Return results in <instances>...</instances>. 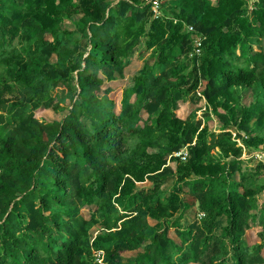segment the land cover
Here are the masks:
<instances>
[{
    "label": "trees",
    "instance_id": "trees-1",
    "mask_svg": "<svg viewBox=\"0 0 264 264\" xmlns=\"http://www.w3.org/2000/svg\"><path fill=\"white\" fill-rule=\"evenodd\" d=\"M136 59L114 102L107 84ZM188 96L218 133L177 117ZM40 106L67 115L43 122ZM237 141L264 153V0H167L158 16L151 0H0V264H95L94 251L106 264H264V204L235 181Z\"/></svg>",
    "mask_w": 264,
    "mask_h": 264
},
{
    "label": "rangeland",
    "instance_id": "rangeland-1",
    "mask_svg": "<svg viewBox=\"0 0 264 264\" xmlns=\"http://www.w3.org/2000/svg\"><path fill=\"white\" fill-rule=\"evenodd\" d=\"M107 2H111L113 0H106ZM259 0H247L249 5L254 4L255 2H258ZM10 13H7V16H10ZM15 45H17V42H15ZM257 50L256 48L254 49ZM238 52V49L236 50ZM193 58V54H190L188 56V60ZM80 63V61H78ZM142 60L136 59L134 61V65L126 69L123 74V78L116 82H111L110 84H107L108 87L112 89L109 97L115 102L119 101L121 99V92L123 89L130 88L133 85V77L136 75L137 70L142 67ZM190 63V60L189 62ZM191 67L184 72V76H186L189 72ZM74 72V74H76ZM65 92L63 89H57L53 90L51 92V96L53 98L58 97L62 98L64 96ZM243 105L248 107L249 104L252 102L251 94L249 92L243 93ZM6 98L10 97V95L5 96ZM187 99L185 101L181 100L179 101V109L176 111V115L181 120H186L190 114L196 113V120H202L203 121V128H208L209 130H213L216 133L219 131V123L215 116L211 113V110L207 108L205 100H202L201 102L194 104L191 101V97H186ZM69 104L66 102L65 106L67 107ZM204 114H208V117H205ZM67 115V112L55 114L51 110H46L43 106H40L38 110L35 112L36 119L43 121V122H53V121H60ZM12 125H5L3 127L4 132H7L12 129ZM235 137V134H233V138ZM238 146L242 148V153L240 156V160L242 162L241 165V173H236L235 175V181L240 183L242 182L245 187L253 192H259V195L257 196V200L260 206L264 204V170L257 171L256 168L259 165H262L258 161V155L264 154L260 149H252L245 147L243 143H240L237 141ZM186 153V151L184 152ZM146 183V182H144ZM92 211L88 208H85L81 211L82 216L89 220L90 215ZM198 212L196 209H191L185 214L184 220H182V224L184 228H187L194 222L195 219H197ZM92 231L96 233L98 231L97 227L92 228ZM96 251L92 252V257L94 259V254ZM264 254V252H263ZM105 261V260H104ZM132 260L123 259V263H129ZM106 264V262H105Z\"/></svg>",
    "mask_w": 264,
    "mask_h": 264
},
{
    "label": "built area",
    "instance_id": "built-area-1",
    "mask_svg": "<svg viewBox=\"0 0 264 264\" xmlns=\"http://www.w3.org/2000/svg\"><path fill=\"white\" fill-rule=\"evenodd\" d=\"M164 1H167V0H151V3L153 5V12L156 16L159 15V7H160L161 3ZM187 30L190 33H194V29L192 26H187ZM203 41H204V38L202 36H197L194 39V42H193L194 48H193V52H192L193 57L200 58V56L202 54L201 53V47H202ZM176 156L181 157L182 160H185L187 158V153L182 152L180 154H177ZM257 158H258V161L262 165H264V154L258 155ZM200 217H202V215ZM94 263L95 264H105L103 252H95Z\"/></svg>",
    "mask_w": 264,
    "mask_h": 264
},
{
    "label": "crops",
    "instance_id": "crops-1",
    "mask_svg": "<svg viewBox=\"0 0 264 264\" xmlns=\"http://www.w3.org/2000/svg\"><path fill=\"white\" fill-rule=\"evenodd\" d=\"M134 65V63L131 64V66ZM139 70V69H138ZM137 70V71H138ZM119 81V80H118ZM118 81H116L118 83ZM115 82V83H116ZM138 188L139 189H150L151 188V185L149 183H143V184H139L138 185ZM196 209V208H195ZM197 211V209H196ZM185 217V215H184ZM184 217L182 218V220H184ZM182 220H181V224H182ZM149 224L151 226L155 225L156 222L153 221V220H149ZM183 225V224H182ZM259 231L258 227H254L252 226V229L247 231L246 233V236L244 237V240L247 244L249 245H252V244H255V243H258V239H257V236H256V233ZM169 237L175 242V243H178V241L175 239V235H174V230H171L170 233H169ZM140 251H135V252H124L121 254L122 258L123 259H128V260H133L136 255L139 253ZM263 252H264V248H263ZM264 256V254H263Z\"/></svg>",
    "mask_w": 264,
    "mask_h": 264
}]
</instances>
